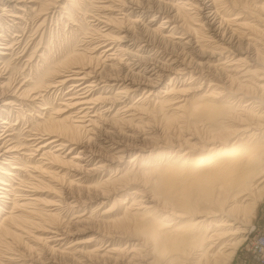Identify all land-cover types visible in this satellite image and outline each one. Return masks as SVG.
I'll return each mask as SVG.
<instances>
[{
    "label": "rangeland",
    "instance_id": "obj_1",
    "mask_svg": "<svg viewBox=\"0 0 264 264\" xmlns=\"http://www.w3.org/2000/svg\"><path fill=\"white\" fill-rule=\"evenodd\" d=\"M161 1L162 0H159V1L158 0H135V1L134 0H126V1L121 0V2L120 0L118 1L116 0H111V1L110 0H0V7H1L0 14L2 13L0 15V43L1 42L9 43L8 45L10 46L9 49L3 50L5 52L7 51L6 52L7 54H3V55L0 54V109H1L0 110V119H1L0 123L2 120H6V123L1 124V126H6L7 128H9L6 133L8 135L5 136V139L10 138L12 140L11 143L17 145L18 150L14 151L13 153L14 156L22 157L21 161H24V159H26V161H29L27 162V164H25L26 166L28 165L26 169L24 168L23 165H19L20 160H17V158L10 159V161L13 162L11 165L23 166L21 168L22 170H20V172L22 173V174L20 173V175L22 176L23 175L28 176L27 174H34V173L37 174L36 172L33 173L30 170V164H33L30 162L36 161L37 159H39V156H40L39 151H35L36 153H34V151L29 150L31 147L30 141H33V138H34L33 136H31V134L35 133L37 129L39 130L40 127L42 129V126L39 124L41 123V120L46 118L48 114H50V116L54 118L55 117L62 118L66 116L69 112H72L77 109V108L70 109L67 111L65 108L66 112L64 110H62L64 112H61V111L58 112L59 110H56L60 107L61 103H65L64 99H68V97L69 99L70 98L72 99V97L74 98V95L76 96L81 95V94H73L74 92H77L79 89V87L76 89L75 88L73 89V85H75L76 83L80 84L81 81L80 83L73 82V81H67L62 86L58 85L56 87L46 88L44 86L46 85L45 82H51L49 81L50 79L44 75L45 66L47 65L50 67L55 66L56 63H58V61L62 59V57H64L65 55H69V53L73 54V52H80V53L83 52V54L87 56L90 55L89 56L90 60L89 62L87 61L89 66L87 65V62H85L86 66L84 68V70L86 71L90 70V76H89L90 78H86L85 79L86 81L84 80L85 81L84 84H89V83L91 84L93 82L95 83L97 80V82L95 83V86L91 90H89L88 94L90 93V95L94 97L97 95H100L106 98V100L98 102L96 105L91 104V108L95 107L98 112L101 110L100 112L104 114L103 117H92L90 115L93 111L89 112L90 114L85 117V119L87 120L84 119V125L88 124L87 121L89 118L90 119L96 118L95 120L97 123L95 122V125L97 128L106 127V128H109L108 129L109 131L113 132V133L110 132L111 134L108 133L109 136L107 135V133H104L106 135L105 137L104 135H101V137L103 136V139H105L104 140L105 142L98 140L100 138L99 136H98L99 138L97 137V135L99 134V131L94 126L87 127L88 129H90L89 132L87 133V136L90 137V142L85 141L87 140V136L85 133L81 132V134H76L79 136L80 141H77L74 144H71V149H69L68 147L66 148L64 147L58 153L61 154L60 157H63V158L65 157L66 159H69L75 154L82 156L83 159H79L78 162H80V165L82 166L83 169L78 171V170H74V167L70 165L62 164L58 161H57L58 163L53 162L55 164L51 165V169L54 172H56L55 176H52L53 177L52 179L50 177H45L46 179L40 184L36 180H33V183H37L36 187H34L36 189L35 192L30 191L32 190V187L30 186L27 187V186L18 185L17 178H13L12 180L7 181L9 182L8 184H13L14 189L12 190H17V188L18 190L23 189V190H20L22 191L20 193L29 194V195H26L28 197L32 196V194L34 193L33 196L35 199L30 200L31 203L25 204V206L27 205L26 207L25 206L19 207L23 209L14 210L16 213H20V214L22 213V214H26L29 216L31 214V217L29 220L32 219L34 223L29 222V220L27 219L28 222L22 223V226L19 225V230L18 229L16 230L17 232L20 233L18 237H15V238L7 237L5 241L1 239L3 242L0 243V264H44L47 261H51L53 263L56 262L57 264H61V263L62 264H114V263L120 264L119 263L120 261H117V260L114 261L113 259H109V258L95 257L92 255L94 253H91L90 255L89 252H96L94 250L99 248L100 250H98V252L102 254L106 249L109 248V247H106L104 250V245L106 243L105 240L107 238V236L105 235H107L108 233V230H107L108 226H106L107 224L103 222V219L99 215V213H102L108 207H111L112 204H114L113 206L114 210L110 212V218L115 219L116 217L121 216L126 205L128 206L130 204L131 197L133 196L130 194V191L134 189L135 187L142 189L144 188L142 185H144L146 186V188H150L149 190L154 195H158V194L161 195V196L158 195V197L155 196L157 201L159 203L160 201L161 203L162 202L166 203L165 205L167 206L169 205V207L172 206L171 205L172 203L173 205H176L177 202H179V204H183L185 202L184 200L190 199L188 195L189 196L192 195L191 197H194V196L196 197V195L197 196L200 195V194L198 195V193H201V196H200L201 198L202 197L204 199L210 198L211 200L210 199L208 200L214 202V204L216 200H217L216 203H218L219 200L221 201V199L224 197L223 193H225L226 187H228V186L224 187L223 185L224 182L223 184L222 182L221 184H219L220 180L213 181L211 179L208 181L207 180L202 181V180H199L198 178H194V176L192 175L190 176L181 175L184 172L173 173V174L170 173L174 178H172L171 176H170L171 178L167 177L168 179L169 178L170 179L161 180L160 181L161 184L157 182V185L155 184L153 186L151 185L152 183L145 185V183L143 184V182H139V183L137 182L138 183L137 185L132 184L128 186V188L121 187L120 190L116 189L114 191L115 187L113 188V185L111 184L112 186L109 185L107 187V189L109 188L108 194H105L104 196L98 195L100 194L98 189H95V188L93 189V187H91V190L89 189L90 188L89 186L93 185L100 178L106 179L108 177H114L115 176L114 171L116 170V168H118L119 171L126 170L130 166V163H128V161H130L132 158H135L133 155H136L137 157L136 153H138L140 149H141L140 153L142 152V156L138 158L137 160H135L137 164L141 160L147 159L151 161L150 165H154V168L168 167L170 164L174 163L171 160H175L179 153L184 152L186 150H189L188 158L196 156L197 153L191 150V148L200 147L202 140L203 141L207 139L229 140L230 134H228L227 132H231L230 130H232L234 127L232 123V120H234L235 118L233 109L231 110L233 111V113L229 114L227 117L229 119L228 120L227 118L221 119V116H219L220 114L213 115L211 113L213 111L211 109H210L211 111L208 110L209 108H206V109L202 108V105H205L207 102L209 101L211 102L212 100H214L213 103L215 102L218 104V102L215 101L214 98L209 96L211 95V93L209 90L210 88L208 86V81L203 79L202 77L200 79L191 81L189 79V74H183L178 79H175V83H174L175 87L180 86V88L187 89L185 92H181L180 94L181 97H185L187 99V101H185L184 107L181 110L182 112L169 110V109H166L167 110L166 111L164 109L167 106H164L165 108L164 107L160 108L159 106L155 105L156 104L155 100L159 99L160 98L159 96L162 95V92L160 91H163V89L167 86L168 82H170L171 84L173 82V81H169L170 77H172L173 74H172V71L168 70L169 68L171 69V66H174L173 59L174 61H178V63H180V60H183L184 58L185 61L187 62L191 61L192 65H194L193 62L197 58L198 59L202 58L201 60H203V62L205 61L206 63L208 62L212 63L214 62L213 60L217 58V56H210L209 47L206 44L203 45L202 43L203 49H199L195 43H191L189 47L187 44H184L187 38L189 39L190 37L189 35L184 34L183 35L184 37L183 39H181V41L178 38H174L173 39L174 44H171L172 40L171 41L167 40L168 38H166L165 36H167V34L169 36H172L170 35L171 34L170 29H172V27L175 26L176 29L174 30V35L178 36L180 35V33L184 32V30L188 28V25L194 22V20L187 18L184 15L183 11H180L178 13L179 15L175 12L176 10L175 4L180 2L179 0H163L162 2ZM223 1H225L226 7L225 6H222V7L229 10V13H234L238 11L236 10L238 9V7L243 8V6H247L248 10L250 9L252 10L254 8V5H252L251 3H248L246 0H223ZM261 1L262 0H255L254 4L258 5L261 3ZM117 3H119L120 5ZM123 3H125V5ZM136 4H138L139 6H137ZM41 5H43L42 8H40ZM72 5H74L75 7L73 8ZM100 5H103V7L99 8ZM104 5H107V6H104ZM149 5L151 6V8L148 7ZM235 6H237V8ZM188 8L189 9H186L187 13L191 14L194 12V10L191 9L192 7L189 6ZM167 14L174 15V16L176 15L178 16V18L172 17L174 21H172L169 25H166L160 32L151 33L150 31L153 28L154 30H156L160 22L164 19L163 17ZM208 15L209 16H207V18L209 19L214 18V20H212L214 23L211 21V24H210L212 25V28H214V26L216 27L219 26L220 21H221L220 17H219V23H218L217 15H216L217 17L212 14H208ZM153 16H155V21L150 22V19L153 18ZM129 18L130 20H128ZM133 19L134 20L137 19L136 20L137 23L131 24V20ZM199 19L204 21L202 18H199ZM110 20H113L116 23ZM106 21H108V23ZM256 22H257L256 20L253 21V23H256ZM118 23L120 26L122 25V27H120ZM178 24L181 25L182 28ZM207 25L209 26L208 23ZM208 26L207 27L204 26L203 28L204 33H206V31L208 32L207 30ZM259 26L262 28L260 24ZM35 28H38V29H35ZM118 28H120V30H127V34L129 37L126 38L127 41L125 40L124 42H121L120 44L124 45V48H126V46H130L131 54L129 53L128 56L127 54H123L124 56H122L119 53V55L117 54V56L115 57L116 59L111 58L112 60L109 59L106 61H103L100 58L99 59L94 58L96 55H98L99 53H102L105 49H107V47L109 48L113 46V44H110V41L112 40V37L110 35L115 34L113 33L115 31L116 32L119 31ZM147 30H150V31H147ZM104 33L109 34L108 36L110 37L109 38L107 37L109 42L106 40L105 42L97 46L98 41L101 40L103 36L105 35ZM101 34L102 36L100 38L99 36ZM162 36L165 37V39ZM215 39H218V37L217 38L215 37ZM177 42H179L180 44H177ZM131 43L133 44L131 45ZM140 43H142L143 45L145 44L146 45L145 46H143L142 44L141 46L137 45ZM259 46H260L259 48L264 47L263 44H260ZM142 47L144 48L142 49ZM0 50L2 51V49ZM243 51H244V48H243ZM262 52H263L262 53L263 55L255 56V58L257 59V62L259 63L256 64L254 61H251V63L253 62L252 68L262 66V63L264 62V51ZM250 54H251L250 56L252 57L254 56L253 51H251ZM199 55H202V56H199ZM92 56L94 59H92ZM130 59L132 60L130 61ZM252 60H254V58ZM118 61H121V62H118ZM152 61H154V63ZM155 61L158 64H156ZM163 63L165 64L164 66L167 67V70L164 72L165 75L161 77L160 76L156 77L153 74L157 71V69L160 66H161L160 68H166L162 65ZM193 70L196 71V69H193ZM204 75H206V77L203 76L205 78L212 77L210 72L208 73L206 70L204 71ZM147 77L149 78L148 81L147 79H145ZM150 77H152L151 80H150ZM123 78L127 80L125 81V79L123 80ZM119 81L121 83L120 86L122 85V83H128L129 81H133V83L137 82L136 84H138L137 85L138 87L136 86L134 87V84L132 83L131 85L134 88L133 87L131 88L132 91L128 94V96L126 98H123V97L119 99L117 98V102H116L117 104L115 103V105L113 104L112 107H110L111 101H109V99L114 96V93L116 92L117 88L120 87ZM149 82L151 83V85H149ZM144 83H146L147 85H145ZM41 85L43 86L41 87ZM54 85H57V84H54ZM148 87L152 88L151 90L153 94L151 93L145 99L146 94L143 97V90H146ZM31 88H33L32 91H34V93L32 91H29V94L27 95L26 92H28V90ZM135 89L136 91H134ZM23 91L24 92L26 91V92L21 93ZM229 91L233 92L234 89L230 88ZM32 93L36 94L35 97L37 96L36 97L37 99L29 97V95ZM78 93L80 92L78 91ZM242 93L243 94L245 93L244 90H242ZM253 94L254 93L251 91L245 93L244 95L246 96H241V94L239 95L238 93V94H234L233 96H230L227 100L231 104V106H233L234 109L236 108L237 111H239L242 107L241 102L240 103L235 102L234 101L235 98L241 96L243 97V99H241L243 101L254 102L256 101L255 99L257 98L255 97V94L254 95ZM30 98H32L31 102H30ZM249 99H252L253 101ZM11 101H13V103L8 104V105L4 104L6 102L10 103ZM139 101L141 102V105L143 107H147L148 110L152 108L153 110V113L151 114V116L147 114L145 115L141 114L142 116L140 115L141 118H139L141 122L138 119H136L132 123L129 124L127 122H123L122 120L123 118L121 114H120L121 117H119L120 115L116 117L121 118L120 120L122 121H120L119 118L117 120L116 117L114 118L112 116L115 110L114 108L122 107L123 105H126V104H137V103H140ZM257 101L259 100L257 99ZM192 103L197 104V107L199 106V109L197 108H196L197 110L196 109L194 110V108L192 109V106H193ZM44 106L46 107V109H44ZM61 108H64V107L61 105ZM120 113H122V110H120ZM104 117L106 120L104 119ZM142 118L144 119L142 120ZM74 119L76 118H73V120ZM112 120H115V123ZM124 121H125V117H124ZM128 124L130 126H128ZM225 125H226V128H225ZM2 128L3 127H0V132ZM122 128H125V129L122 131ZM116 130L118 132L120 131L119 134ZM31 137L33 138L31 139ZM110 139L111 140L120 139V140H124V143H127L128 146L130 144L129 147H126L128 152H124L122 155L123 156L122 158H117V160H115L116 159L115 157L118 154H116V152L114 151H116L117 149L111 148L112 141ZM38 141L32 142V144H35ZM110 142L111 144H109ZM24 145L26 146V148L24 147ZM236 146L238 149L240 148L244 149V146L238 145V143L232 144V139L230 138V142L226 144V146L224 147L225 150L223 148L220 151L227 152L229 151L228 149H233ZM238 146H241V147H238ZM246 146H250V145H246ZM126 148H123V149H126ZM84 149L86 150V152H83L85 151ZM79 150L80 151L83 150V151L78 153ZM204 152L207 153V151H204ZM83 153L85 154L83 155ZM171 153H173L175 156H172ZM238 159H236V161L235 159L229 161L230 162L229 165L233 166V164L236 165V164H242V163L243 165L248 164V160H246L247 158L241 157ZM100 160L101 161L103 160V161L101 162ZM159 160H160V163L159 165H157L158 163L156 162H158ZM46 161L48 160H44L43 162L46 163ZM60 164H62V166ZM36 165H41V164L36 163ZM100 165H103V167H99ZM0 166L3 168L4 166L7 167L6 164L2 165V163H0ZM249 166H250L249 169H251V167L255 166V164L252 162H249ZM93 168L95 169V172H96L95 174H92L94 172ZM154 168H152V170ZM86 169L88 170L90 169L91 171L85 172L84 170ZM247 170H248V167L247 169H243V168L239 169V175H241V177H245L247 175V172H246ZM258 173H259L258 171L253 172L251 175L255 176V174L258 175ZM58 174L60 176L59 179L57 178L59 177ZM81 176H82V178L80 179L81 182L78 183L77 180H79L78 178ZM0 177H5L4 173L0 172ZM53 179H55V181ZM69 180H72L73 184L68 183ZM165 181L167 183H165ZM197 182H200L201 185L199 183L198 184L199 186L203 188H198ZM201 182H204V185ZM210 183L211 185H209ZM139 185H141V187ZM149 185H151L152 187ZM221 187H222L223 192H221V189H220ZM7 188H10V187H7ZM83 188L87 191H85ZM151 188L153 191L151 190ZM155 189L158 191H155ZM167 190L169 191V193ZM159 192L162 194H160ZM204 192L205 193L208 192L207 194L209 197L203 196ZM16 193H13V194L9 193L7 194L8 198L0 199V203H1L0 204V218H2L1 216L4 215L5 213L4 211L9 210L8 207L11 206V200L13 199V197L18 195V193L17 195ZM176 194L179 195V197L181 196L182 199L181 197L178 199V196ZM213 194L215 195V197L217 196H220V197L215 198ZM162 196H163V199H161ZM122 197L126 198L125 201L127 203L120 206L117 204L116 200L122 199ZM165 197L166 198L169 197L170 200L168 198L167 199L169 200L168 202H171V204L167 202V199H165ZM28 201H29L28 199H22V200L20 199V203L28 202ZM173 201L175 202L177 201L176 204H174L175 202ZM254 204L255 205H254V208L251 210V214H247L245 216L243 214V211L240 209L241 212L240 211L238 213L236 212L237 214L235 213V217L232 216L234 218H237L238 221H241L243 223L244 225L243 228H245L244 229L245 233L244 234L242 233L237 238V241L238 240L240 241L237 243V247L235 249V253L233 257L229 261L224 262L222 264H264V192L260 200H258ZM1 207L3 208V210ZM39 207L44 208L46 210L56 209L57 214L54 217V219H49L45 217H43L44 219H42L41 217V221H40L39 213L38 212L36 213V210L39 209ZM80 212L84 213V218L85 217L87 218L88 215L91 213L90 221L87 220L86 222L85 221L80 222L78 218L75 217V215ZM135 218L138 220V217H135ZM136 219H134V222L137 223ZM189 219L190 217L185 218L186 221ZM28 224L31 226H29ZM56 230L57 232L59 231L58 233L64 234V235H61L62 236L61 239H58V240L53 239L55 237L53 234H55L54 231ZM50 236L51 238H49ZM46 237H47V240H46ZM102 237L103 239H101ZM114 239H115V242H114ZM126 239H127L126 237L124 238L114 237L112 238L113 242H109V243H118V240H120L119 242L120 244H117V245L118 246L121 245V249L124 248V249L129 250L130 249L129 243L125 244ZM134 241H137V240L134 239ZM68 245L70 246L68 247ZM110 246H113V245H110ZM4 258L6 259L11 258L13 260H10V262H8L7 260L5 261Z\"/></svg>",
    "mask_w": 264,
    "mask_h": 264
},
{
    "label": "bare ground",
    "instance_id": "obj_2",
    "mask_svg": "<svg viewBox=\"0 0 264 264\" xmlns=\"http://www.w3.org/2000/svg\"><path fill=\"white\" fill-rule=\"evenodd\" d=\"M116 1H118V0H116ZM179 1L180 2L175 4L176 6L174 5L176 7L175 12L178 14L180 11H183L184 15L187 18L194 20L195 23L194 22L190 23L188 25V28L186 30H184V32L180 33V35H178V36L174 35V30L176 29L174 26V27H172V29H170V31H171L170 35H172V36H169L167 34V36H165V37L168 38L167 40H170V41L172 40L171 44H174V41H173L174 38H178L181 41V39H183V37H184L183 36L184 34L189 35L190 36L189 39L187 38V40L184 42V44H187L189 47L191 45V43H195L199 49H203L202 48L203 45L206 44L209 47L210 56H217V58L215 60H213L214 62H212V63L211 62L206 63L205 61L203 62V60H201L202 58L201 59L197 58L193 62L194 65H192V62L190 60H188V61H190L191 64H190V62L185 61L184 58H183V60H180V58H179L180 63L182 65L180 63H178V61H174V59H173V65L174 66H171V69L170 68L168 69V70L172 71V74H173V76L170 77L169 81H173V82H172V84L170 82H168L167 86L163 89V91H160V92H162V95L159 96L160 97L159 99L155 100V102H156L155 105L159 106L160 108L167 106L166 108L164 107L165 108L164 110L169 109V110H174V111H181L182 108L184 107L185 101H187V99L185 97H181L180 94H181V92H185L187 89L180 88V86L175 87L174 86L175 79H178L183 74H189V79L191 81H194L196 79H200L202 77L203 79L208 81V86L210 88L209 90L211 93V95H209V96L214 98L215 101L218 102V104L215 102H214L215 103L214 104L213 103L214 100L211 99L212 101L211 102L209 101L205 105H202V108L203 109L209 108L208 110L211 109L213 111V112H211L213 115L220 114L219 116H221V119L227 118L229 114L233 113V111H231V110L232 109L234 110V114H235L234 117L235 118H234V120H232L234 127L232 130H230L231 132H227L228 134H230L229 140H224V139L223 140L207 139L205 141L202 140L200 147L191 148V150H193L197 153L196 156L188 158L189 150H186L184 152L179 153L175 160H171L174 163H172V164L169 163L170 165L167 164V165H169L168 167H160V168H154V165H150L151 161H149L147 159L141 160V161L139 160L140 162L137 164V162H135V160H137L138 158H140L142 156V152L140 153V150H141L140 149L138 152L139 154L136 153L137 157H136V155H133L135 158H132L130 161H128V163H130V166L126 170H124V171L120 170L119 171L118 168H116V170L114 171L115 172L114 177H108L106 179L100 178L93 185L89 186L90 187L89 189L91 190V187H93V189L94 188L98 189V191L100 193L98 195L104 196L105 194H108L109 188L107 189V187L111 184L113 185V188L115 187L114 191L116 189L120 190L121 187L122 188H128V186H130L132 184L137 185L139 182H143V184L145 183V185L152 183L151 185L153 186L155 184L157 185V182L160 183L161 180L168 179L167 177L171 176L172 178H174L170 173L173 174V173H182V172H184V173L181 175H185V176L192 175V176H194V178H198L199 180H202V181H206V180L208 181L210 179L213 181H219L220 180L219 184H221V182L223 184V182H224V184H223L224 187L225 186H228V187H226V191H225V193H223L224 197L221 199V201L218 199L219 200L218 203H216L217 202V200H216V202L214 204V202L210 201L211 200L210 198H208L210 200H208L207 198L204 199L203 197H202L203 198L202 199L200 197L201 193H198V195L200 194L199 196L196 195V197H198V198H196L195 196L191 197L192 195H190V196L188 195V197L190 199H188V200L183 199L185 201L183 204H179V202H177V201H176L177 202V204H176V202L173 201V202H175L174 204H176V205H173V203L171 204V202H168L170 200L169 197H167L169 200L165 197V199H167V202L172 205L170 207H169V205L168 206L165 205L166 203H163V202L161 203V201L159 200L161 203L160 204L155 197V196L158 197L159 194L154 195L149 190L150 188H146V186H144V185H142L144 187L142 189H139L138 187H135L134 189H132L130 191V194L133 196L131 197L130 204L128 206L126 205L121 216L116 217L115 219L110 218V212H112L114 210V208H113L114 204H112L111 207H108L102 213H99V215L103 219V222L107 224L106 226H108V229H107L108 233L106 232L107 235H105V236H107V238L105 240L106 243L104 245V250L106 247H109V248L106 249L102 254H100V252H98V250H100L99 248L94 250L96 252H89L90 255H91V253H94L92 255L95 257L109 258V259H113L114 261H116V260L120 261L119 262L120 264H222L224 262H227L233 257V255L235 253L237 243L240 241V240L237 241V238L242 233L243 234L245 233V230H244L245 228H243V226H244L243 223L241 221H238L237 218H234L235 213L236 212L238 213L239 211L241 212V210H242L243 214L245 216L247 214H251V210L254 208V205H255L254 203L257 202L258 200H260V198L264 192V183H263L264 182V62L262 63V66L254 67V68H252L253 62L251 63V61H254L256 64L259 63V62H257V59L255 58V56L256 55L257 56L263 55L262 51H264V47L259 48L260 44L264 45V0H262L261 3L258 5L254 4L255 0H246L248 3H251L252 5H254V8L252 10L251 9L248 10L247 6H243V8L238 7V9H236L238 11H236L234 13H229V10L222 7V6L226 7V5H225L226 3L223 0H192V1L191 0H179ZM120 2H121V0H120ZM227 3H228V1H227ZM74 4H75V2H74ZM117 4H119V3H117ZM123 4L125 5V3H123ZM136 5L139 6L138 4H136ZM42 6L43 5H41L40 8H42ZM104 6H107V5H104ZM114 6H115V4H114ZM189 6L192 7L191 8L192 10H194V12L191 14L186 12L187 11L186 9H189L188 8ZM72 7L74 8L75 6L72 5ZM101 7H103V5H100L99 8H101ZM148 7L151 8L150 5ZM235 7L237 8V6H235ZM244 7H245V9H244ZM234 9H232V10H234ZM104 11H105V9H104ZM156 12H157V10H156ZM241 13H243V14H241ZM201 14H202V16H201ZM208 14H212L214 16L217 15L218 16V23H219V17H220L221 21H220L219 26H217V27L214 26V28H212V25H210V24H211V21L214 20V18H212V19L207 18V16H209ZM155 16H153V18L150 19V22L155 21ZM199 16H201V17H199ZM172 17L178 18V16H176V15L174 16V15L167 14L163 17L164 19L160 22V24L156 28V30H154V28H153L151 31L150 30H147V31H150L151 33L160 32L166 25H169L172 21H174L172 19ZM199 18H202L204 21H202ZM128 20H130V18ZM136 20H134V19L131 20V24L137 23ZM255 20L258 23L257 22L253 23V21H255ZM110 21L115 22L113 20H110ZM106 22L108 23V21H106ZM106 22H105V24H106ZM206 22L209 24V26L207 25ZM182 24H184V23H182ZM259 24L262 26V28L259 26ZM118 25H119V23H118ZM179 26L181 27V25H179ZM204 26H206V27L208 26V28H207L208 32L206 31V33L203 32ZM120 27H122V25ZM148 28H150V27H148ZM35 29H38V28H35ZM118 29H119V31H117V32L115 31V32H113L115 34L110 35L112 37L110 44H113V46L109 47V48L107 47V49H105L102 53H99L98 55H96L94 58H96V59L100 58L101 60L106 61V60H109L111 58L114 59L117 56V54L119 55V53L122 56H124L123 54H127V56L129 55V53L131 52V47L126 46V48H124V45L120 44L121 42H124L125 40L127 41L126 38L129 37L127 34V30H120V28H118ZM108 35L109 34H105L103 36V38L98 41L97 46L100 45L101 43L105 42L106 40L108 41V38L110 37ZM173 35H174V37H173ZM101 36H102V34L99 37L101 38ZM165 37H163V38L165 39ZM215 37L216 38L218 37V39H215ZM140 42H141V40H140ZM133 43H134V41H133ZM133 43H131V45ZM202 43H203V45H202ZM8 44L9 43H3V42L0 43V49H2V51L0 50V54H2V55L7 54L6 53L7 51L5 52L3 50H7L10 48V46ZM141 44L142 43L137 44V45L141 46ZM177 44H180V43L177 42ZM134 45H135V43H134ZM145 45H143V46H145ZM143 48L144 47H142V49ZM243 48H244V51H243ZM92 49H94V48H92ZM245 49H247V50H245ZM251 51H253V55H254L253 57L250 56ZM172 52H173V50H172ZM89 56L90 55L87 56V55L83 54V52L82 53L73 52V54L69 53V55H65L64 57H62V59L59 60L55 66L50 67L47 65V66H45V68L43 67L44 68V75L50 79L49 81H51V82H45L46 85L43 84L46 88L56 87L58 85L62 86L67 81H73V82H79V83L81 81L80 84L76 83L75 85H73V89L74 88L76 89L79 87L78 91L80 92V93H78V91L77 92L73 91L74 92L73 94H81V95H78V96L74 95V98L72 97V99L71 98L69 99V97H68V99H64L65 103H61V105L64 108H61V105H60V107L58 109H56V110H59L58 112H60V111L66 112V110L68 111L70 109H76V108L79 110L76 109V110L72 111L73 113L69 112L66 116H64L62 118H57V117L54 118V117H51L50 114H48L46 116V118L41 120L40 124L38 123L39 125L42 126V129L40 127V129L39 130L37 129V131L35 133L32 132L33 134H31V136H33L34 138L31 137V139L33 138V141H30L31 147L29 150L34 151V153H36L35 151H39L40 156H39V159H37L36 161L30 162V163H33V164H30V170L33 173L36 172L37 174H35V173L34 174H27L28 176L20 175V173H21L20 170H22L21 168L24 166V168L26 169L28 165L26 166L25 164H27V162H29V161H26V159H24V161H21L22 157H15L14 156V154H13L14 151L18 150L17 145L11 143L12 140L10 138L5 139V136L8 135L6 133H7L9 128H7L6 126H1V124L6 123V120H2L0 123V127H3L1 132H0V163H2V165L6 164L8 167L7 168L4 166V168H3L0 166V172L4 173V175H5V177H0V199L1 198H8L7 194H9V193H11V194L16 193V192L18 193V195L16 193L17 196L13 197V199L11 200V206L8 207L9 210L4 211L5 212L4 215L1 216L2 218H0V243L3 242L2 240L5 241V239L7 237L8 238H11V237L15 238V237L19 236L20 233L17 232L16 230L17 229L19 230V225L22 226V223L28 222V220L31 217V214H30V216L26 215V214H22V213L20 214V213H16L14 210L23 209V208H19V207L20 206L23 207V206H25V204L31 203L30 200L35 199L33 196L34 193L32 194V196L28 197L26 195H29V194L20 193V192H22L20 190H23V189L18 190V188L15 187V188H17V190H12V189H14L13 184H8L9 182H7V181L12 180L13 178H17L18 179L17 180L18 185L27 186V187L30 186V187H32V190H30V191L35 192L36 189L34 187H36L37 183H33V180H36L40 184L46 179L45 177H50L52 179L53 178L52 176H55L56 172H54L51 169V165L55 164L53 162L58 161L62 164L70 165V166L74 167V170H78V171L83 169L82 166L80 165V162H78L79 159H83L82 156L75 154L72 157H70L69 159H66L65 157L64 158L60 157L61 154L58 152L61 151L64 147L65 148L68 147L69 149H71V144H74L75 142L80 141L79 136L76 134H81V132H83L87 136V133L90 130L87 128L88 126L96 127V125H95V122H96L95 119L96 118L95 119L89 118L87 121L88 124L84 125V119L86 116H88L90 114L89 112L93 111L90 115L92 117H103V115H104V114H102V112H100L101 110L98 112L95 107L91 108V104L96 105L98 102L106 100V98L102 97L100 95H97L94 97V96L90 95V93L88 94L89 90H91L95 86V83L97 82V80L95 83L93 82L91 84L90 83L84 84L86 81L85 79L90 78L89 77L90 76V70L89 71L84 70V68L86 66L85 62H87V61L89 62V60H90ZM111 56H113V57H111ZM199 56H202V55H199ZM176 57H177V55H176ZM94 58L92 56V59H94ZM141 58H143V57H141ZM253 58H254V60H252ZM257 58H259V57H257ZM144 59H145V57H144ZM261 59H262V57H261ZM131 60L132 59H130V61ZM148 61H149V59H148ZM1 62H3V61H1ZM88 62H87V65H88ZM118 62H121V61H118ZM152 62L154 63V61H152ZM155 63L158 64L156 61H155ZM162 65L164 66L165 64L163 63ZM160 67L157 69L156 72L154 71L155 73L153 75H155L156 77H158V76L161 77V76L165 75L164 72L167 70V67L166 66H164L166 68H160ZM192 67H193V69H196V71L193 70ZM204 69L208 73L210 72L212 77L205 78L206 75H204V71H205ZM124 76H125V74H124ZM203 76H205V77H203ZM156 77H155V79H156ZM94 78H95V76H94ZM151 78L152 77H150V80H151ZM124 79L125 78H123V80ZM145 79H147V81H148L149 78L147 77ZM126 80L127 79H125V81ZM132 80H133V78H132ZM109 81H110V79H109ZM134 81H136V80H134ZM53 83L57 84V85H54ZM132 83H133V81H129L128 83H122V85L120 86L121 83L119 81L120 87L117 88L116 92L114 93V96L109 99V101H111L110 107H112L113 104L115 105V103L117 102V98L118 99L121 97L126 98L128 96V94L132 91V89H131L133 87L131 85ZM136 83L135 82L133 83L134 87L135 86L138 87L137 86L138 84H136ZM144 84L147 85L146 83H144ZM43 85H41V87ZM149 85H151L150 82H149ZM152 85H154V84H152ZM230 88L234 89V91L233 92L229 91ZM32 89L33 88H31L29 90L27 89L28 92L25 91L27 93V95L29 94V91H32ZM151 89H152L151 87H148L146 90H143V97L146 94L145 99L152 93ZM242 90H244L245 93H247L249 91L253 92L255 94V97L259 101H257V99H255L256 101H254V102H251V101L246 102V101L241 100V99H243V97H241V96H246V95H244L245 93L244 94L242 93ZM134 91H136V89ZM225 91H227V92H225ZM25 92L23 91L21 93H25ZM32 92L34 93V91H32ZM33 93L30 94L29 97H32L35 99L37 96L35 97L36 94H33ZM238 93H239V95L241 94V96L237 97V98H235V100L234 99L233 100L237 103L241 102L242 107L239 111H237L236 108L234 109L233 106H231V104L227 100L230 96H233L234 94H238ZM250 95H251V93H250ZM32 98H30V102H31ZM252 99H254V98H252ZM252 99H249V100H252ZM136 101H134V102H136ZM11 103H13V101H11L10 103L6 102L4 104L8 105ZM150 103H148V104H150ZM192 104H193L192 109L193 108H194V110L196 108L199 109V106L197 107V104H195V103H192ZM41 108H43V107H41ZM65 108H66V110H65ZM90 108H91V110H90ZM44 109H46L45 106H44ZM114 109L115 110H114L112 116L115 118L116 116H119L121 114L122 118H123L122 119L123 122H127L129 124L132 123L136 119L139 120V118H141L140 117L141 114H144V115L147 114V115L151 116V114L153 113L152 108H150L148 110L147 107H143L141 105V102L137 103V104H126V105H123L122 107H117ZM62 110H64V111H62ZM120 110H122V113H120ZM154 111H155V109H154ZM207 112H209V111H207ZM124 114H126V115H124ZM121 115L119 117H121ZM124 117H125V121H124ZM166 117H168V116H166ZM73 118H76V119L73 120ZM118 118L116 117L117 120H118ZM104 119H105V117H104ZM120 119L121 118H119V120ZM143 119L144 118H142V120ZM166 119H168V118H166ZM85 120H87V119H85ZM122 120H120V121H122ZM112 121H114V123H115V120H112ZM129 124H128V126H130ZM133 124H135V123H133ZM225 128H226V125H225ZM91 129H93V128H91ZM96 129H98V131H99V134L97 135V137L99 136L100 138L98 137L99 138L98 140L105 142L104 141L105 139H103V136L101 137V135H104V137L106 136L104 133H107V135H108V133L111 132L108 130L109 128H106V127L105 128H97L96 127ZM124 129L125 128H122V131ZM119 132H118V134H119ZM111 133H113V132H111ZM230 138L232 139V144L238 143V145L244 146V149H242V148L238 149L236 146L233 149H228L229 151H227V152H221L220 150L223 149L226 146V144H228L230 142ZM117 139H118V137H117ZM227 139H228V137H227ZM35 141H38V142L35 144H32V142H35ZM85 141L90 142V137L87 136V140H85ZM106 141H108V140H106ZM111 141H112V144H111V142L109 144L114 146V147H112L110 145L111 148L117 149L116 151H114V152H116V154H118V155H116L115 160H117V158H122L123 153L128 152L126 147H129L130 144L128 146L127 143H124V140H120V139L119 140L112 139ZM185 141H186V139H185ZM216 143H218V144H216ZM194 144H193V146H194ZM246 145H250V146H246ZM232 146H234V145H232ZM241 146H238V147H241ZM24 147L26 148L25 145H24ZM24 147H22V148H24ZM101 147H102V145H101ZM85 148H86V146H85ZM123 148H126V149H123ZM241 149H242V151H241ZM224 150H225V148H224ZM82 151L79 150L78 153H80ZM204 151H207V153H205ZM83 152H86V150ZM56 153H58V154H56ZM84 154L85 153H83V155ZM171 154H172V156H175L173 153H171ZM30 155H31V153H30ZM241 157L247 158L246 160H248V164H244V165H243V163L242 164H236L238 162L237 161L235 163L236 165H234V164H233V166L229 165L230 164L229 161L234 160V159L236 161V159L241 158ZM15 158H17V160H20L19 165H23V166L11 165L13 162H11L10 159H15ZM89 158H90V156H89ZM1 159H3V160H1ZM44 160H48V161H46V163H45V162H43ZM35 162L38 164L40 163L41 165H36ZM249 162H252L255 164V166H252L251 169H249V167H250ZM156 163H158L157 165H159L160 160ZM62 164H60V165L62 166ZM99 167H103V165H100ZM247 167H248V170L246 171L247 175L245 177H241V175H239V169H241V168L247 169ZM150 168H151V170H150ZM152 168H154V169L152 170ZM93 170H94V172H93ZM93 170H92V172H93L92 174H95L96 173L95 169L93 168ZM84 171L87 172V171H91V170L86 169ZM257 171L259 172L258 175H256V174H255V176L251 175L253 172H257ZM89 174H90V172H89ZM65 175H64V177H65ZM58 176H59V174H58ZM57 178L59 179L60 176ZM81 178H82V176L78 178L79 179V180H77L78 183L81 182V180H80ZM189 178H188V180H189ZM184 179H186V178H184ZM53 180L55 181V179H53ZM166 181H165V183L168 182V181L167 182ZM68 183L73 184V181L69 180ZM198 183L200 184V182H197V184ZM201 183L204 185V182H201ZM211 183L209 185H211ZM199 184H198V188H203V187L199 186ZM217 184H218V182H217ZM151 185H149V186H151ZM139 186L141 187V185H139ZM168 186H167V188H168ZM7 187H10V188H7ZM157 188H158V186H157ZM156 189H155V191H158ZM220 189H221V192H223L222 187ZM151 190H152V188H151ZM164 190H165V188H164ZM164 190H162V191H164ZM85 191H87V190H85ZM216 192H218V191H216ZM168 193H169V191H168ZM207 193L204 192V194H206V195L203 194V196L209 197ZM160 194H162V193H160ZM159 196H161V195H159ZM171 196H172V194H171ZM177 196H178V199L181 197V196L179 197V195H177ZM214 197H215V195H214ZM217 197H220V196H217ZM217 197H215V198H217ZM215 198H214V200H215ZM20 199L21 200L22 199H28L29 201L20 203ZM125 199L126 198L122 197V199L116 200L117 204L120 206L126 204L127 202L125 201ZM161 199H163V196L161 197ZM181 199H182V197H181ZM2 210H3V208H2ZM37 212L39 213L40 221H41V217H42V219H44L43 217L49 218V219H54V217L57 214L56 209L46 210V209L40 208V207H39V209L36 210V213ZM232 216H234V217H232ZM75 217H77L80 222L81 221L86 222L87 220L90 221L91 213L88 215L87 218L86 217L84 218L83 212L76 214ZM135 217H138V220ZM188 217H190V219L186 221L185 218H188ZM134 219H136L137 223L134 222ZM183 220H185V221H183ZM98 221H96V222H98ZM29 222L34 223L32 221V219L29 220ZM29 226H31V225H29ZM54 232H55V234H53V235L55 237L53 239H55V240L61 239L62 238L61 235H64V234L58 233L59 231L57 232V230ZM103 234H105V233H103ZM103 234H101V235H103ZM114 237H117V238L118 237L119 238L120 237H122V238L126 237L127 239L125 241V244L129 243L130 249L129 250L124 249V248L121 249V245L120 246L117 245V244H120L119 243L120 240H118V243H109V242H113L112 238H114ZM49 238H51V236ZM96 238H98V237H96ZM101 239H103V237ZM134 239H136L137 241H134ZM46 240H47V237H46ZM114 242H115V239H114ZM110 245H113V246H110ZM69 246L70 245H68V247ZM4 259H5V261L7 260L8 262H10V260H13L11 258H8V259L4 258ZM44 264H57V263L47 261Z\"/></svg>",
    "mask_w": 264,
    "mask_h": 264
}]
</instances>
